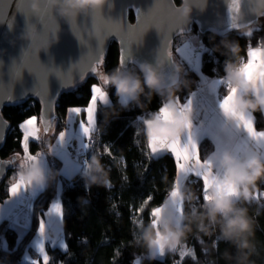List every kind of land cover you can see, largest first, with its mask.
<instances>
[{
    "label": "trees",
    "instance_id": "obj_1",
    "mask_svg": "<svg viewBox=\"0 0 264 264\" xmlns=\"http://www.w3.org/2000/svg\"><path fill=\"white\" fill-rule=\"evenodd\" d=\"M133 17L134 15L131 14L132 20ZM253 27L255 28V26ZM258 27L261 30L254 32L251 38L252 45L257 44L258 37H264V18L260 19ZM192 29L201 33L205 42V48L201 55V72L207 77H223L225 74L224 63L227 57L223 54V46L221 45V50L215 48L220 44L222 38L227 37L230 40L238 41L241 47L240 56H245L246 38L237 30L219 35L213 31L201 32L195 26ZM110 44L104 58L103 70L105 73L119 66V44L115 41ZM173 52L177 62L176 52ZM135 66L130 65L127 69H133ZM184 68L191 84L189 88H183L177 93L180 99H185L201 83L197 73L187 65H184ZM96 82L95 79L87 76L85 82H79L59 94L55 106L58 130L61 127L62 118L65 117L66 107L86 105L90 95L89 85ZM108 91L112 103L110 106L98 105L96 117L98 129L94 134L95 151L92 154L88 153V157L90 158L93 154L100 155L99 152H103L102 145L110 147L111 156H100L102 163L109 170L112 186L93 185L91 188H86L80 172L74 173L71 177L62 176L60 173L61 160L52 156L48 150V144L52 141L51 137L50 139L43 137L39 145L35 142L31 143L32 151L35 152L39 147V150L46 153L49 159L48 167L57 170L59 175L33 198L30 226L27 229H23L20 233L14 225L8 224L6 220L0 222V263L27 264L22 262V256L26 250H29L32 256L36 255V252L27 246L28 242L38 228L39 219L59 194L63 211L64 237L69 247L64 254L58 250L52 252L50 247V256L54 257L52 264H56V261H62L63 264H132L136 255L141 256L142 264H173L175 256L172 253H167L163 260L158 258L148 261L144 258V250L134 242V235L138 231L139 223H133L130 217L134 206L141 205L144 198L152 195L154 199L147 205L143 213L142 223H148L150 209L162 204L164 195L171 190L173 184L176 171L173 159L169 155H164L159 159H152L148 156L144 125L137 120L142 115L145 119L150 118L153 112L158 111L164 100L158 94L153 95L150 102L142 96L141 100L144 101L142 107L133 104L128 108H121L115 95V89L109 86ZM40 111L41 102L35 99H30L26 103L5 105L1 113L10 121L11 128L0 151L2 158H11L14 153L20 152L21 146L17 141L21 136V130L18 125L31 115H41ZM254 114L257 118V126H263L261 111H255ZM199 147L203 157L212 151L213 145L209 139L205 138ZM16 170L13 165L7 176L0 181V202L8 197L11 183L9 177ZM123 177H127V180H124ZM59 182L61 183L60 190ZM185 185L192 187L197 197H200L199 202L196 201V203L202 204V182H185ZM262 186L260 182L257 191H264ZM241 204L248 208V214L253 217L255 222V252L250 257V261L252 264H264V199L241 202ZM217 237L216 233L205 235L198 233L193 228V231L181 244L188 243L190 247H195L199 264H226L221 254L226 248L233 253L235 249L222 240H219L217 246L213 248V242ZM198 240H203V243H198ZM4 246L7 247V255L3 251ZM201 249L208 250L206 256L201 252ZM117 250H119L118 255L116 254ZM184 264H192V261L185 260Z\"/></svg>",
    "mask_w": 264,
    "mask_h": 264
},
{
    "label": "snow or ice",
    "instance_id": "obj_2",
    "mask_svg": "<svg viewBox=\"0 0 264 264\" xmlns=\"http://www.w3.org/2000/svg\"><path fill=\"white\" fill-rule=\"evenodd\" d=\"M4 0H0L2 4ZM258 2L261 7L259 9L254 7V4ZM206 4V0H198L196 3L197 8L200 5ZM242 4L246 5L242 9ZM159 5V7H156ZM11 6V5H10ZM42 7L45 9L43 15L37 16L42 23L47 16L51 14V8L48 0H42ZM111 7V5H109ZM15 8L18 12L29 18L33 15L29 8V4L26 0H16ZM161 11L163 12L164 25L163 28L158 22V17ZM228 12V30H237L246 38L245 43V56H242L240 61V70L244 74L245 82L250 83L254 90L260 94H264V37L257 38V46H253L251 38L254 32L261 30L258 27V20L247 18L249 14H255V16H264V0H229L227 6ZM137 24L128 25L125 27V21L120 20L119 29L113 30L110 35L114 36L116 40L121 44L119 67L127 69V64L131 61L133 64H137L138 61L133 60L131 52L126 51L128 44H140L144 34L151 28H155L160 31L163 43L161 44V51L167 56L169 65L176 63L173 59V51L180 54V61L183 63L187 61L189 64L198 63V55L193 56V46L190 40H186L182 46L171 47V35L176 33H183L188 31L186 28V22L182 21L178 16L177 5L175 0H155L154 5L145 13L139 8L135 9ZM104 16L102 10L92 12L86 16H89L91 20L97 16ZM5 14L0 10V22H4ZM8 16V13H7ZM243 16L249 22V28L246 32H241L240 29V17ZM74 19H77L74 18ZM106 19V18H105ZM9 27L11 23L7 20ZM255 25V28L253 27ZM131 29V32H129ZM216 31V29H213ZM123 33V35L121 34ZM202 47V46H201ZM104 56L102 51L95 55L90 61L86 74L81 73L79 75V81L85 82L86 77L90 76L97 82L89 85V98L86 105L83 106H68L65 109L66 123L59 131H56L58 120L53 116V110L50 108L49 101L44 102V114L31 115L19 123L18 127L21 130V136L18 138V143L21 146L20 152L14 153L11 159L5 160L0 158V173H6L5 165H14L17 169L21 166L22 162H33L45 159L46 153L38 149L34 152L31 148V143H37L42 140L41 133L47 136L51 133L55 137V145H49V152L60 151L66 148L69 140L75 138L79 141V149L84 153L82 163L83 166L87 164L88 153L95 151V136L97 133V111L98 105L110 106L112 101L110 93L108 91L109 82L105 77V72L102 70L104 65ZM213 91L220 86L225 87V94L218 99L219 109L225 118L224 123L221 124V129L229 133V139L226 141L224 147H231L237 155H243L248 151H256L264 156V130H258L256 127V118L254 112L241 111L233 106V98L237 93V89L227 81L224 77H218L212 82ZM39 96V93H36ZM192 93V96H195ZM3 99H11L8 96ZM174 103L179 106L181 111L191 112L192 110V98L188 97L186 102L181 103L180 97L177 96ZM156 118L162 119L165 122H175V116L170 111V102L164 101L156 112ZM264 115V112H262ZM143 125L150 123L149 118L145 119L144 116L137 118ZM230 124L237 130L243 129L249 138L254 141V145L250 144L247 139L241 140L231 135ZM195 125L193 120H189L184 134L178 139H168L166 137H147L146 145L148 149V156L152 159L163 158L164 155H169L175 165V173L173 177V184L171 190L167 192V198L163 201V207H167V199H175L179 190L187 183L202 182L201 195L203 201L209 200L208 195L211 189H217L222 192H228L230 195L239 197V191L237 185L232 181L227 171L219 166L217 163V154L221 151L217 149L211 155L201 156L199 144L195 138L194 133ZM103 152H99L101 156H111V149L108 146H101ZM84 150H87L86 152ZM63 156L66 164L71 165V161L67 160V152L64 151ZM80 165H76V169L79 170ZM195 178V179H193ZM127 180V177H123ZM13 180L9 187L11 195H16L21 190H26L32 187L30 180H25L23 177H19L17 172L13 174ZM264 185V181L261 182V186ZM112 185L109 183L108 187ZM264 187V186H262ZM154 199V196L149 195L141 202V205L134 206V210L130 213L133 223L143 222V213L148 204ZM264 199V191H256L254 193V200ZM200 197L197 199L199 202ZM249 201V202H251ZM176 208L178 214H183L184 202L182 200L176 201ZM163 210L161 205L152 207L149 211V218L153 225H158V214ZM56 217L62 219L63 211L62 205L59 200H55L48 211L42 215V218L38 221V237L39 239L35 243V256H27L25 260L27 264H52L54 257L50 256L49 248L52 252L59 251L62 254L68 250V243L65 237H61V229L55 228V236L48 234L46 230L48 224L43 217ZM50 223V221L48 222ZM219 237L213 242L217 246ZM198 243H203V240H198ZM3 251L7 255V247L4 246ZM201 252L206 256L208 250L201 249ZM167 253H172L175 256L173 264H184L185 260H191L192 264H199V257L196 255L195 247L188 246L186 243H177L174 245L173 250L168 252L165 250L164 245H160L159 258H166ZM116 254H119L117 250ZM56 264H63L62 261H56ZM132 264H142V258L140 255H136Z\"/></svg>",
    "mask_w": 264,
    "mask_h": 264
},
{
    "label": "clouds",
    "instance_id": "obj_3",
    "mask_svg": "<svg viewBox=\"0 0 264 264\" xmlns=\"http://www.w3.org/2000/svg\"><path fill=\"white\" fill-rule=\"evenodd\" d=\"M48 3L51 11L56 13V18L61 17L70 24L80 14L88 15L102 10L109 4V0H48ZM29 8L36 16L45 13L42 0H29ZM177 10L182 21H191L193 13L191 0H181ZM249 26V22L241 16L239 30L246 32ZM21 38L30 41L29 47L37 45L41 40L40 31L34 24L26 22ZM57 39V32H52L44 43L36 48L39 61L38 54L41 48L47 50ZM221 45L223 54L227 57L224 63V78L237 89L233 106L241 111L264 112V94L256 92L250 83L245 82L244 74L240 70L242 57L239 42L224 37L220 44L215 46L216 50H221ZM40 63L45 66L41 61ZM168 66L167 56L161 49H157L153 61H139L133 69H122L117 66L104 74L109 85L115 89L121 108H128L133 104L142 107L144 101L141 97H145L150 102L155 94L160 95L164 101L170 102V111L175 116V122L157 119V113L153 112L149 118L150 123L144 125L146 137L180 138L184 134L188 121L194 119L197 111L195 107H192L190 113L181 111L174 103L177 93L183 88H189L191 81L187 79L182 63L171 64L170 73L167 71ZM36 78L38 80L37 76ZM217 163L227 171L237 185L239 197L211 189L208 193L210 199L198 205L195 191L191 186L184 185L175 199H167V207L161 204L163 210L158 214V225H153L151 221L138 225L134 242L144 250L145 259L148 261L158 259L160 245H164L165 250L171 252L174 245L186 239L195 228L198 233L205 235L218 234L220 240L227 242L235 249L233 253L226 248L221 254L226 264H252L250 257L255 252V222L248 214V208L242 206L241 202L251 201L259 188V183L264 181V156L256 151L237 155L231 147H224L217 154ZM16 172L19 177L30 180L32 187L36 189L50 185L59 175L57 170L47 167L42 160L22 162ZM80 175L86 188H91L93 185L107 187L110 183L109 170L98 154L91 155ZM177 200H182L184 205H187L182 215L177 212ZM84 202L87 203V201ZM215 247L213 243V248Z\"/></svg>",
    "mask_w": 264,
    "mask_h": 264
},
{
    "label": "water",
    "instance_id": "obj_4",
    "mask_svg": "<svg viewBox=\"0 0 264 264\" xmlns=\"http://www.w3.org/2000/svg\"><path fill=\"white\" fill-rule=\"evenodd\" d=\"M15 2L16 0H4L0 4V10L3 11L6 19L0 22V151L11 128L10 121L1 113L5 105L26 103L30 99L39 100L42 115L44 114V102L50 99V108L53 110V116L56 117L55 106L59 94L81 82L79 75L86 74L89 61L95 55L102 51L105 58L112 41L119 44L120 55L121 44L110 35L113 30L119 29L120 20L125 21V27L127 24L136 25L135 9L139 8L146 13L154 5L155 0H109V4L102 9L106 19L101 15L91 20L89 16L80 14L70 24L61 17L56 18L54 11H51L42 23L34 14L26 18L23 13L16 10ZM180 2L175 0L176 5ZM191 2L193 13L191 21L186 22L188 31L171 35L173 49L175 48L174 40L178 35L189 33L194 26L201 32H211L216 29L213 32L219 35L232 31H225L228 22L229 0H206V4L200 5V8L196 6L198 0H191ZM26 3L29 4V0H26ZM245 7L246 5L242 4V9ZM254 7L259 9L261 5L256 2ZM131 14L134 15L133 20L130 18ZM163 15L161 11L158 17L162 28ZM247 18L256 19L259 22L264 16L257 18L255 14L250 13ZM7 20L12 24L11 27ZM26 22L34 24L40 31L41 40L37 45L29 47L30 41L21 38ZM52 32H57V41L47 50L41 48L38 54L40 61L47 66L45 67L37 58L36 48L42 45ZM162 43L160 31L151 28L144 34L140 44H128L126 51L131 52L133 60L136 59L138 62L153 61L155 51L161 49ZM173 59L176 61L174 52ZM130 65L135 66L129 61L127 67ZM27 69L35 72L38 80L35 74ZM167 71L171 72V65L168 66ZM36 93H39V96ZM8 96H11V99H3ZM0 158H2L1 154ZM12 166L5 165L6 173H0V181L7 176Z\"/></svg>",
    "mask_w": 264,
    "mask_h": 264
},
{
    "label": "crops",
    "instance_id": "obj_5",
    "mask_svg": "<svg viewBox=\"0 0 264 264\" xmlns=\"http://www.w3.org/2000/svg\"><path fill=\"white\" fill-rule=\"evenodd\" d=\"M193 31L192 33L194 34L192 36L194 37L197 36V38L200 40L201 38L197 35V33ZM188 39L190 40L191 37L186 38V40ZM199 40H197V43H194L192 40H190V42L194 49L193 56L196 57L198 55L199 57L198 63L192 64V65L194 66L196 73H198V75L200 76L201 83L197 88L193 89L192 92L189 93L185 99L181 98L180 101L181 103H184L186 102V99L188 97L192 98V107H195L197 110L194 116V119H193V123L195 125V128H194L195 138L199 146H200L201 141L205 138L209 139L212 142V145H213V148L211 149L212 151L209 154H207V155H211L214 152H216L218 148L222 150L225 146L226 141L229 139V133L222 131L220 127L221 124L224 123L225 118L223 117V114L221 113L219 109V104H218L219 97L224 95L226 90L224 86H220L216 88V91L214 92L213 91L214 86L212 82L213 80L218 78V76H213L212 78H209L203 72H201V55H202V50L205 48V45L201 42V40L200 41ZM253 46H257V44ZM176 55H177L176 56L177 62L182 63L180 61L181 59L180 54L176 53ZM182 64L187 65V66L190 65L187 61H184ZM192 93H195L196 95L192 96ZM255 118H256V115H255ZM256 121H257V118H256ZM65 123H66V119L64 117L62 118L61 127H63ZM256 127L258 130H264V115H263V126H257L256 124ZM230 128H231L232 136H235L241 140L247 139L250 144L254 145L255 142L252 141L251 138L248 137L247 133L243 129L237 130L231 124H230ZM59 130L56 127V131H59ZM41 135L42 137H45L47 139H50V137L52 138V141L50 142V144H48V146L55 145V137L51 133H49L47 136H44L43 133H41ZM40 151H43V150L40 149ZM64 151L67 152V160H70L72 162L71 165L66 164L65 158L62 154ZM84 151L86 152L87 150H84ZM50 154H52V156L58 157L61 160L60 173L62 176L64 175L65 177H71L74 175V173L80 171L81 167L79 168V170H74L76 169V165L79 164L77 160V155L79 154L81 155L84 153L80 151L79 141H77L75 138H72L69 140V143L67 144L65 149L60 150V151H53V152H50ZM41 160L44 161L46 163V166L48 167V163H49L48 157L46 156L45 159H41ZM16 171L10 174L9 181L11 183L14 182L13 174ZM58 187L60 190L61 188L60 182H59ZM41 189L43 188L36 189V188L30 187L26 190H21L14 196L11 195L8 190L9 192L8 197H6L3 201L0 202V222L3 220H6L8 224L14 225L20 233L21 231H23V229H27L30 226L29 223H30V218H31L32 200L38 193L41 192ZM164 196L165 197L163 201L167 198V194ZM55 200L60 201L59 194L55 198ZM184 208L186 210L187 208L186 204L184 205ZM48 209L45 211V213L48 211ZM43 218H45L46 224H48V227L46 230L48 231L49 235L55 236L56 235L55 228L59 227L61 229V237H64L65 234H64L63 223H62L63 217L62 219H60L56 217L55 215H53L52 217H43ZM49 221L50 223H48ZM38 239L39 237H38V228H37V230H35V232L32 234V237L29 240L27 246L31 247L35 251V243ZM27 256H32L29 250H26L24 252L22 256L23 257L22 262L27 263V261L25 260V257Z\"/></svg>",
    "mask_w": 264,
    "mask_h": 264
},
{
    "label": "rangeland",
    "instance_id": "obj_6",
    "mask_svg": "<svg viewBox=\"0 0 264 264\" xmlns=\"http://www.w3.org/2000/svg\"><path fill=\"white\" fill-rule=\"evenodd\" d=\"M193 32H195V33H197V35L201 38L200 40H201V42L203 43V44H205V42H204V40L202 39V36H201V34H199V32H197V31H193ZM194 33H192V31H190L189 33H185V34H180V35H178V37L174 40L175 41V44H174V47H178V46H180V45H182L183 44V42L184 41H186V38H189V37H191V39L190 40H192L194 43H197V40H199L198 38H197V36H192ZM187 36V37H186ZM199 40V41H200ZM178 54V53H177ZM189 67H190V69H192L195 73H196V71H195V68H194V66L192 65V64H190L189 65ZM198 74V73H197ZM80 155V154H79ZM79 155H77L78 157H81V156H79ZM82 155V154H81ZM65 236V235H64ZM183 244H185V243H183ZM187 245L188 246H190L188 243H187ZM0 264H2V263H0Z\"/></svg>",
    "mask_w": 264,
    "mask_h": 264
},
{
    "label": "built area",
    "instance_id": "obj_7",
    "mask_svg": "<svg viewBox=\"0 0 264 264\" xmlns=\"http://www.w3.org/2000/svg\"><path fill=\"white\" fill-rule=\"evenodd\" d=\"M224 77V76H223ZM79 156H81V157H78L77 156V160H78V162H79V165H80V167H81V169H80V173L84 170V166H83V163H82V159H83V155H79ZM88 160H89V157L87 158V162H88Z\"/></svg>",
    "mask_w": 264,
    "mask_h": 264
}]
</instances>
